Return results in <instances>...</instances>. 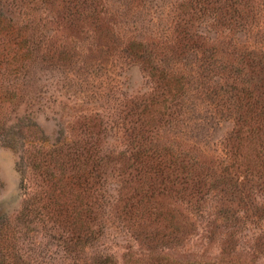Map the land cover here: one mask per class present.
Masks as SVG:
<instances>
[{
    "label": "rangeland",
    "instance_id": "rangeland-1",
    "mask_svg": "<svg viewBox=\"0 0 264 264\" xmlns=\"http://www.w3.org/2000/svg\"><path fill=\"white\" fill-rule=\"evenodd\" d=\"M228 3L0 0V227L47 184L40 172L72 174L73 159L83 176V148L94 142L108 159L110 213L91 225L113 264H264V130L245 136V109L225 93L245 88L250 74L264 94V0ZM12 126L11 148L1 141ZM138 131L178 174L156 194L161 218L152 211L137 224L124 220L123 206L149 188V169L135 161ZM54 149L63 150L42 155L35 172V150ZM238 163L248 178L232 193L228 173ZM188 173L193 182L181 191ZM173 226L180 245L150 251ZM16 228L18 264H50L51 224Z\"/></svg>",
    "mask_w": 264,
    "mask_h": 264
},
{
    "label": "trees",
    "instance_id": "trees-1",
    "mask_svg": "<svg viewBox=\"0 0 264 264\" xmlns=\"http://www.w3.org/2000/svg\"><path fill=\"white\" fill-rule=\"evenodd\" d=\"M231 1L236 2L237 0H229V3ZM234 6L235 4H230L231 10H233ZM235 15H239V10L235 11ZM260 59L261 61L258 62V67H260L264 76V53H262ZM251 68H255L254 64L251 65ZM244 75L247 76L246 72ZM247 77L248 80L243 84L245 88L239 92L233 93L225 91V93L232 94V99H236L239 105L242 106V109H245L247 120L240 119L244 124L239 125L244 129L243 134L245 136L255 134L253 131L254 126L260 127L259 130H264V94H260V89L254 85L253 81L255 77H250V74ZM260 80H263L261 86H264V77ZM255 84L258 85V83ZM136 108L137 110L139 109L138 106H136ZM4 131L5 129H3L0 135H2ZM242 131H237L236 134H242ZM138 133L139 142L137 150L139 158L137 160L135 159V161L138 165L145 166L149 169L146 173L149 174L148 178L150 182L149 188L145 193L140 194L141 199L138 202L128 204L129 201H124V220H135V223H137V219L142 221V218L152 211H155L157 219L161 218L162 208L160 205L159 207L156 205V194H160V190L164 184H173L174 181L172 177L178 174V169L174 168V166L168 162L166 155L157 154L156 151L152 153L151 149L144 144L146 140L145 135L139 131ZM14 136L15 130L12 126L4 134L7 140L5 141L4 139L1 142L8 147H15L18 142L14 140ZM57 144L64 145L67 143L61 141ZM87 145V147L83 148V176L77 171L73 159L71 160L72 174L61 177L58 176V174L41 173L40 170L43 167L42 165H44V163L40 161L42 155L49 154L58 156L63 149L59 152L57 149H54L53 153L35 150L32 168L35 172H40V175L47 178V184L44 182L43 185H40L39 188L34 191V194L31 196L28 194V197L24 200L22 210L16 218L12 220L13 223L11 222L7 225L1 224L0 264H18L19 262H24L21 260V253L17 246L22 239L20 237L22 233L20 230H16L18 229L16 225L19 226L23 220L28 227L31 224L33 227L37 223L41 225L51 224V229L54 230V234L50 237L52 241L55 242L56 248L51 252L50 264H113L111 259L105 253L101 252L99 245H96L99 239L98 236L102 234V231L98 227L95 231L93 225H91L94 221L97 222L98 219L105 218L110 213L108 209L109 205L103 199V189H107L104 185V177L107 173L106 164L108 159L99 155L100 152L96 149V144H94V142H88ZM239 169H241V165L238 163L237 167L233 166L231 172L229 171L228 175L231 177L233 176L229 186H235L237 183L241 184L239 183L241 179L247 180L248 175L245 176V172ZM188 175L190 174L188 173L186 176H182L181 174L182 180L180 179L179 182V185L182 186L181 191L183 189H189V185L184 186V184L193 182L192 178L190 180ZM249 177L255 178L256 176L250 174ZM157 186L160 187L158 188ZM163 190H165V188H163ZM231 191L233 193V187ZM232 193H230V195H232ZM82 195L83 198H81ZM84 201H87V203ZM82 202L83 204H81ZM81 207H83V211ZM82 212L83 221L80 218L82 217ZM144 222L145 219H143V223ZM143 223L142 228L145 225H143ZM82 227L83 233L79 232ZM28 229H32V232H29ZM28 229L24 231L23 244L29 239L27 234L35 232L34 228L30 227ZM179 230L178 227L173 226L169 232L160 233L157 241H155L156 247L151 248V245L149 250L155 251L159 246L178 247L183 240H181V233ZM97 252L99 253L93 256Z\"/></svg>",
    "mask_w": 264,
    "mask_h": 264
}]
</instances>
